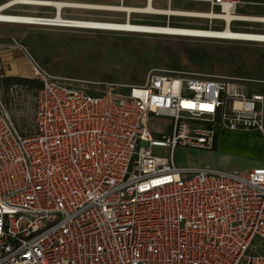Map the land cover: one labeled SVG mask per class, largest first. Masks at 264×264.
Instances as JSON below:
<instances>
[{
  "label": "built area",
  "instance_id": "built-area-1",
  "mask_svg": "<svg viewBox=\"0 0 264 264\" xmlns=\"http://www.w3.org/2000/svg\"><path fill=\"white\" fill-rule=\"evenodd\" d=\"M16 1L0 5V24L83 30L67 7L32 16ZM198 1L230 27L246 22L239 7L264 5ZM245 36L234 42L264 44ZM10 47L29 67L17 78L36 84L9 80L0 61V264H264V163L226 172L174 160L178 148L213 150L222 130L264 134V96H245L248 80L150 72L124 90L74 85Z\"/></svg>",
  "mask_w": 264,
  "mask_h": 264
},
{
  "label": "rangeland",
  "instance_id": "rangeland-1",
  "mask_svg": "<svg viewBox=\"0 0 264 264\" xmlns=\"http://www.w3.org/2000/svg\"><path fill=\"white\" fill-rule=\"evenodd\" d=\"M201 9L206 11L207 7L204 5ZM247 11L246 7L241 6L237 14H248ZM73 12L76 15L84 14L80 11ZM77 19L94 20L78 17ZM102 21L123 23L121 20ZM132 24L208 30V22L205 20H190L188 24L172 20L159 24L135 22ZM214 24L213 31L223 26L220 22ZM32 28L38 36L35 41L37 52L28 51L60 82L88 85L93 82L109 81L120 85L121 90H124L127 86L142 85L150 72H160L171 76L187 74L199 78L245 79L249 81L242 83L246 87L245 96L256 92L262 95L264 93V90L257 89L258 85L262 84L256 83L264 81V73H258L260 65L258 56L264 49H259L252 43L91 30ZM232 31L245 32L234 27ZM156 138L159 139V136ZM153 154L167 157V150L154 148ZM174 160L181 168L197 167L226 172L254 169L264 163V134L258 131L222 130L213 150L178 148ZM257 242L260 241L257 239ZM253 253L255 254L254 251Z\"/></svg>",
  "mask_w": 264,
  "mask_h": 264
},
{
  "label": "crops",
  "instance_id": "crops-1",
  "mask_svg": "<svg viewBox=\"0 0 264 264\" xmlns=\"http://www.w3.org/2000/svg\"><path fill=\"white\" fill-rule=\"evenodd\" d=\"M27 1V0H23ZM50 1H61V2H73L80 4H91V5H104L109 7H118L124 6L130 9H141L147 8L149 3L147 0H50ZM4 0H0V5L3 4ZM66 4V3H62ZM70 5V4H67ZM204 5L207 7V10L201 9L204 8ZM14 6V13H24L26 15L32 16H42L45 13L50 11L54 12L53 8L44 7V6ZM151 7L157 11L172 10L176 12H182L190 15H161L159 13H117V12H104V11H94V10H78V9H63L61 10V15L65 18H87L94 19L93 21H102L103 19L107 20H121L122 22L127 21L128 19L135 23L141 24H159L164 23V21L172 20L177 23L188 24L190 20H202L201 18L195 17L197 14H203L208 11V6L205 3H202L198 0H152ZM248 9V14L237 16L244 17L250 21L246 22H235L231 24V27L238 29V33H256L264 34V5H243ZM73 11H80L84 14L76 15ZM50 12V13H52ZM78 20V19H77ZM221 23V22H220ZM32 27L35 26H24V25H12V24H0V61L4 63L5 74L8 77H26L29 75V67L26 64V61L17 48L10 47L11 39H15L20 42L24 47L29 51L34 53L37 52V41L38 36H36V31ZM230 27V28H231ZM191 29V28H189ZM232 30V29H231ZM25 43V44H24ZM253 46L264 49V44H255ZM29 47V48H28ZM259 68L258 73H264V52L260 53L258 56ZM258 85V91L264 90V81H256ZM262 94L260 92H256ZM264 96V93H263Z\"/></svg>",
  "mask_w": 264,
  "mask_h": 264
},
{
  "label": "bare ground",
  "instance_id": "bare-ground-1",
  "mask_svg": "<svg viewBox=\"0 0 264 264\" xmlns=\"http://www.w3.org/2000/svg\"><path fill=\"white\" fill-rule=\"evenodd\" d=\"M149 6L147 8L141 9H130L124 6L118 7H109L104 5H91V4H78L73 2H61V1H50V0H17L14 4L21 5H31V6H44L49 8H56L58 11L61 8L67 7L69 9H78V10H94V11H104V12H117V13H159L161 15H171V16H179V15H190L193 14H185L182 12H176L172 10H164L157 11L151 7V1L147 0ZM66 3V4H62ZM70 4V5H67ZM30 6V7H31ZM197 18L205 19H225L227 24L225 26V30L216 31V30H193V29H183V28H172V27H154V26H146V25H138L132 24L128 19V22L116 23V22H97V21H89V20H73V26L81 29H91L92 31H102L106 33H124V34H141V35H158V36H166V37H180V38H196V39H211V40H219V41H239L245 36V33H237L233 32L228 24L230 20V16H226L225 18L216 17L214 14L203 13L195 15ZM239 18L240 21L249 20L244 17L235 16ZM236 18V19H237ZM3 19H9L10 21H21L18 18L6 17Z\"/></svg>",
  "mask_w": 264,
  "mask_h": 264
},
{
  "label": "trees",
  "instance_id": "trees-1",
  "mask_svg": "<svg viewBox=\"0 0 264 264\" xmlns=\"http://www.w3.org/2000/svg\"><path fill=\"white\" fill-rule=\"evenodd\" d=\"M9 80H12V81H21L22 83L26 84V85H29V86H35V82L29 80V79H21V78H17V77H9L8 78Z\"/></svg>",
  "mask_w": 264,
  "mask_h": 264
}]
</instances>
